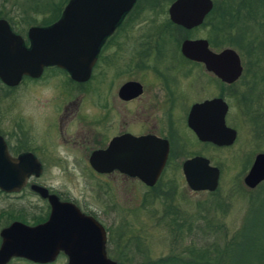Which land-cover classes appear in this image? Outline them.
Here are the masks:
<instances>
[{
    "label": "flooded vegetation",
    "instance_id": "1",
    "mask_svg": "<svg viewBox=\"0 0 264 264\" xmlns=\"http://www.w3.org/2000/svg\"><path fill=\"white\" fill-rule=\"evenodd\" d=\"M176 1L134 0L97 48L85 81H74L55 66L43 67L36 78L22 76L16 85L0 81V140L6 153L11 159L27 163L33 159L41 169L37 175L29 174L17 192L0 190V198L10 202L0 206V232L14 222L33 227L47 220L50 208L46 198L31 190L39 187L58 202L72 204L103 228L107 256L108 230L98 216L99 210L80 205L45 183L43 164L47 162L86 164L96 181L95 190L107 193L110 199L117 190L122 191L127 181L134 187L154 191L169 164L178 159L180 173L186 160H207L218 172V184L220 162L209 160L204 151L191 147L187 142L191 137L202 147L230 152L231 161L241 165L239 178L246 190H255L264 182L254 188L243 184L255 159L264 156V44L260 30L264 27V0H200L186 5L183 14L201 17L189 27L170 21L169 9ZM248 21L257 33L247 28ZM7 24L29 48L27 31L21 36ZM184 43L190 44L187 53L186 46L182 52ZM224 51L232 52L236 60L224 58ZM38 82L51 89L45 98L38 93L29 96L15 92L23 84L32 87ZM31 100L37 112L25 117L12 112L20 104L29 105ZM237 122H243L242 127L250 135L239 150ZM191 125L198 126L203 137L215 142L200 140ZM231 132L232 139L228 140ZM137 141L141 143L139 147L134 146ZM160 144H165L166 156L151 186L110 167V163L125 161L127 146L132 155H148V162L158 160ZM102 151H107L106 168L98 173L89 161ZM30 197L39 203L30 204ZM60 258L66 263V257L59 252L46 264ZM14 261L35 264L19 258H10L5 264Z\"/></svg>",
    "mask_w": 264,
    "mask_h": 264
},
{
    "label": "water",
    "instance_id": "2",
    "mask_svg": "<svg viewBox=\"0 0 264 264\" xmlns=\"http://www.w3.org/2000/svg\"><path fill=\"white\" fill-rule=\"evenodd\" d=\"M200 0H177L169 9L170 21L189 27L200 21V16H186V5L198 4ZM134 0H68L60 17L50 26L28 28L26 39L29 48L24 47L20 36L14 35L7 22L0 19V81L16 85L22 76L36 78L45 66H55L68 73L74 81H85L94 62L97 48L108 36L122 14L127 12ZM189 43L182 45V52ZM223 57L236 60L229 51ZM191 129L200 140L215 142L203 137L198 126ZM232 139V132L228 136ZM139 147L140 141L134 142ZM215 144H220L216 142ZM129 146L124 162L110 163L130 177H136L146 186L157 180L166 156L165 144H160L158 160L148 162L145 154H130ZM107 151L93 154L89 166L98 173L106 168L104 159ZM155 160V161H154ZM41 171L35 161L11 159L0 140V190L17 192L29 174ZM181 173L189 191L213 192L217 186L218 172L203 158H192L181 165ZM264 180V156H258L243 178L247 188H254ZM39 197L46 198L50 208L47 220L37 226L28 227L14 222L0 232V264L10 258H19L35 264H46L54 260L59 252L66 257L65 264H116L106 256L105 233L91 217L85 216L70 203L58 202L45 189L31 187Z\"/></svg>",
    "mask_w": 264,
    "mask_h": 264
},
{
    "label": "rangeland",
    "instance_id": "3",
    "mask_svg": "<svg viewBox=\"0 0 264 264\" xmlns=\"http://www.w3.org/2000/svg\"><path fill=\"white\" fill-rule=\"evenodd\" d=\"M20 1L0 0V3L6 5L5 9H8V16L13 18L14 30L19 35L24 36L28 28L35 26L38 22L25 24L26 19L24 18L29 17L30 14L22 7L11 10V6L14 8L13 5ZM45 16L48 17V14L37 16L36 21ZM250 23V21L246 23L247 28H251L253 33H257L256 27ZM260 30L263 33L261 40L264 44V27ZM171 58L173 59L172 55ZM191 85H194L193 81ZM15 92L17 94L29 93V96H32V93H38L45 98L51 89L38 82L32 87H25L23 84ZM32 102L31 100L29 105L20 104L12 112H17L21 117H25L29 113L32 114L34 111L37 112L36 109H32ZM243 125V122H237L240 129L237 150L246 144H242L243 141L250 139L249 132L242 127ZM184 139L186 144V134ZM187 142L190 143L191 147L204 151L207 155H203L209 160L215 158L216 161L220 162L217 165L220 167V175L214 194L189 191L185 187L180 173L179 159L169 164L154 191L146 190L143 187H134L130 181H127L123 185L124 188H121L122 191L117 190L111 199L109 195H106L107 193L100 194L95 190L96 181L91 178L87 165L83 163L47 162L43 164V181L54 190L74 199L78 204L84 203L95 207L97 211L99 210L98 213L101 215L98 216L108 230L107 256L116 264H146L147 262L152 264L160 259L165 260L166 257L186 261V246L187 248L196 247L203 243L202 235L198 230L206 220L200 219V216L207 217V220L211 219L217 228L218 224L223 226L222 231L224 229L229 234L241 226L242 217L248 208V200L246 199L248 193L234 190L236 182H241V178H239L241 165L231 161L230 152L202 147V145L194 142L191 137L187 138ZM255 193L256 191H251V194ZM221 201L226 206L225 210H214L215 212H208L206 216L204 209H213L214 204L216 202L221 203ZM28 202L32 205L39 203L34 197H30ZM7 204H10L8 200L0 198L1 207ZM165 206L174 207L176 215L169 214L157 224L156 219ZM186 213L188 214L187 220ZM170 218H174L176 227L170 224ZM197 226H199L198 230ZM12 264L25 263L14 261ZM53 264H65V259L60 258ZM174 264L181 263L175 262Z\"/></svg>",
    "mask_w": 264,
    "mask_h": 264
},
{
    "label": "trees",
    "instance_id": "4",
    "mask_svg": "<svg viewBox=\"0 0 264 264\" xmlns=\"http://www.w3.org/2000/svg\"><path fill=\"white\" fill-rule=\"evenodd\" d=\"M68 0H21L16 3L14 8L11 6V10L16 7H22L30 14L26 17L23 14L25 24H36L35 26H44L46 24L54 22L58 19L62 13V10ZM6 5L0 3V19H4L10 26L14 27V20L8 16V9ZM17 9V8H16ZM24 12V10H21ZM48 14V17H41L36 21L37 16ZM29 25V24H28ZM17 33V32H16ZM236 192L248 193V208L242 217V224L236 230L227 234L221 225L213 223V221L207 220V217L200 216V219L206 220L204 224L197 230L202 235V242L199 246L188 247L186 246V261L176 260L173 257H166L165 260H157L152 264H163L175 262L181 264H264V182L257 186L255 194H251L250 190H246L240 182H236L234 186ZM215 191V190H214ZM207 192L214 194L215 192ZM164 195V194H163ZM165 196V195H164ZM166 196H169V194ZM213 209L206 210V216L208 212L214 210H225L226 206L224 202H216ZM215 212V211H214ZM176 215V209L174 207L165 206L164 210L159 215V219H156L157 224L163 221L168 215ZM188 214L186 213V220ZM209 219V218H208ZM170 224L176 227L174 218H170ZM221 230H220V229ZM188 229V228H187ZM206 229V230H205ZM172 230V229H171ZM120 264V263H119ZM150 264V263H146Z\"/></svg>",
    "mask_w": 264,
    "mask_h": 264
}]
</instances>
